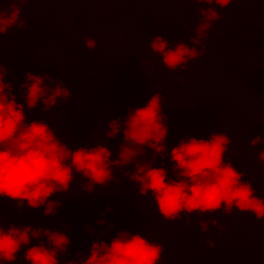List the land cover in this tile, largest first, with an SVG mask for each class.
<instances>
[{
  "label": "trees",
  "instance_id": "obj_1",
  "mask_svg": "<svg viewBox=\"0 0 264 264\" xmlns=\"http://www.w3.org/2000/svg\"><path fill=\"white\" fill-rule=\"evenodd\" d=\"M19 7L25 26L3 36L0 63L8 69L5 82L15 81L13 92L17 102L25 104L28 122L45 120L73 150L95 147L91 137L105 143L111 119L123 120L129 108L144 106L158 92L169 130L167 152L154 166H167L171 176L168 154L180 139H208L212 130L222 132L231 139L225 161L243 172L242 179L250 181L256 195L264 199V165L258 158L264 142L250 145L257 135L264 141V0H232L221 9L222 18L206 38L193 45L202 49L199 58L175 71L152 53L150 41L160 35L169 46L183 40L190 43L196 4L29 0ZM85 36L96 41L94 49L85 46ZM29 71L60 79L70 88V98L44 113L39 106L28 110L18 86ZM122 142V129L109 138L112 159ZM153 151L147 150L140 159H150ZM131 171L132 164L114 167V179L107 186H95L93 193L86 192L82 185L87 181L75 174L67 193L51 197L57 202L55 215L44 216L42 207H18L7 198H0V215L8 223L65 232L71 245L59 257L60 264L76 259L77 253L90 254L94 240L110 243L124 229L142 232L150 242L162 244L160 264H264V219L235 208L226 214L222 208L202 216L182 213L179 219L167 221L159 215L151 194L141 196L129 181L125 173ZM106 208L112 211L105 212ZM98 219L106 223L97 225ZM201 220L209 222L207 232L200 231ZM85 224L94 229L92 234L84 230ZM110 224L115 227L109 228ZM209 240L214 247H209ZM25 251L22 247L11 264H29Z\"/></svg>",
  "mask_w": 264,
  "mask_h": 264
},
{
  "label": "clouds",
  "instance_id": "obj_2",
  "mask_svg": "<svg viewBox=\"0 0 264 264\" xmlns=\"http://www.w3.org/2000/svg\"><path fill=\"white\" fill-rule=\"evenodd\" d=\"M28 2L0 0V48L2 38L9 30L25 26L19 5ZM167 2L198 5L193 20L194 34L187 38L190 43L183 40L176 42L174 47L169 46L160 35L150 41L152 53L162 58L165 67L172 71L184 70L190 60L202 54V49L193 45L206 38L222 18L221 9L227 8L232 0ZM84 42L90 50L96 46L91 37L85 36ZM6 76L9 78L8 69L0 63V198H7L21 208L42 207L44 216L55 215L57 202L51 197L67 193L75 174L87 181L82 185L86 192L93 193L95 186H107L114 179V167L132 164L134 171L125 173L129 181L135 183L141 196L151 194L159 215L167 221L179 219L182 213L202 216L222 208L226 214H231L235 208L242 213H252L256 219H264V199L256 195L257 189L250 181L242 179L243 172L238 171L231 161H225L231 144L225 133L212 130L208 139L195 136L180 139L168 154L172 162L171 176L167 166H154L157 158L163 159L167 152L169 130L158 92L151 94L144 106L129 108L123 120L119 117L111 119L108 140L123 130L119 154L112 159L108 140L99 143L91 137L95 147L80 146L73 150L45 120L28 122L25 104L18 103L13 92L15 81L8 79L6 83ZM18 87L27 109L39 106L43 113L71 96L70 88L48 74L26 72L24 82ZM262 142L261 136L257 135L250 145L255 147ZM147 150H154L151 158L140 159L146 157ZM258 158L264 165V149L259 151ZM110 211L111 208L105 209V212ZM105 223L104 219L96 221L97 225ZM211 224L215 226L216 221L212 220ZM113 227L109 225V228ZM208 229L209 222L201 220L200 231L207 232ZM84 230L89 234L94 232L87 224ZM33 239L39 243L32 244ZM207 243L209 247L215 246L210 240ZM70 245L71 239L63 231L8 223V218L0 215V262L4 264L16 261L22 247L26 249L24 259L29 264H60L59 257L67 253ZM89 253H77L76 259L67 261V264H160L164 248L162 244L150 242L142 232L132 233L124 229L117 231L110 243L103 239L94 240Z\"/></svg>",
  "mask_w": 264,
  "mask_h": 264
}]
</instances>
